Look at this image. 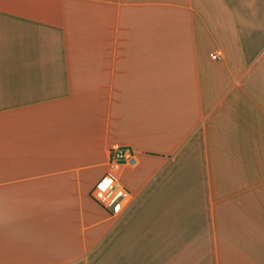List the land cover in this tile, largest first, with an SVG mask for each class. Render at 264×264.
I'll use <instances>...</instances> for the list:
<instances>
[{
	"label": "crops",
	"instance_id": "1",
	"mask_svg": "<svg viewBox=\"0 0 264 264\" xmlns=\"http://www.w3.org/2000/svg\"><path fill=\"white\" fill-rule=\"evenodd\" d=\"M0 264H264V0H0Z\"/></svg>",
	"mask_w": 264,
	"mask_h": 264
},
{
	"label": "built area",
	"instance_id": "2",
	"mask_svg": "<svg viewBox=\"0 0 264 264\" xmlns=\"http://www.w3.org/2000/svg\"><path fill=\"white\" fill-rule=\"evenodd\" d=\"M210 56L218 58L217 52H212ZM110 160L113 164L134 165L138 157L129 147H117L111 150ZM91 197L107 210L118 213L125 206L127 190L112 173H106L96 181Z\"/></svg>",
	"mask_w": 264,
	"mask_h": 264
}]
</instances>
